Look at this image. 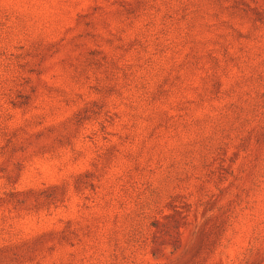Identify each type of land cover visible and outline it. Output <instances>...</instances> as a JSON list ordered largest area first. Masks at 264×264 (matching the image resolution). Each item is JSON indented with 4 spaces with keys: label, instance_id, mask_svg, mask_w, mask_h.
I'll list each match as a JSON object with an SVG mask.
<instances>
[{
    "label": "rangeland",
    "instance_id": "374dc122",
    "mask_svg": "<svg viewBox=\"0 0 264 264\" xmlns=\"http://www.w3.org/2000/svg\"><path fill=\"white\" fill-rule=\"evenodd\" d=\"M0 264H264V0H0Z\"/></svg>",
    "mask_w": 264,
    "mask_h": 264
}]
</instances>
